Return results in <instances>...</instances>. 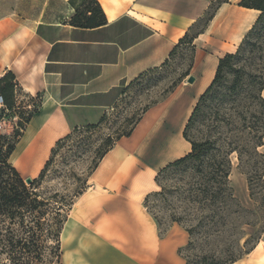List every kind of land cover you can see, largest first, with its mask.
Listing matches in <instances>:
<instances>
[{
  "label": "crops",
  "instance_id": "1",
  "mask_svg": "<svg viewBox=\"0 0 264 264\" xmlns=\"http://www.w3.org/2000/svg\"><path fill=\"white\" fill-rule=\"evenodd\" d=\"M69 1L0 0V78L12 72L17 82L7 116L18 128L19 113L30 115L9 157L25 179L39 176L59 140L98 124L133 82L161 68L213 0H98L108 22L95 28L70 24ZM239 1L217 8L194 39L188 76L92 170L64 223L60 264L187 263L179 250L188 232L173 223L162 233L145 199L158 172L190 152L184 130L197 101L260 14ZM233 264H264V240Z\"/></svg>",
  "mask_w": 264,
  "mask_h": 264
},
{
  "label": "trees",
  "instance_id": "2",
  "mask_svg": "<svg viewBox=\"0 0 264 264\" xmlns=\"http://www.w3.org/2000/svg\"><path fill=\"white\" fill-rule=\"evenodd\" d=\"M224 2L228 0H213L204 16L191 26L173 50L171 57L183 46H188L193 51L191 64L181 81L188 76L193 64L194 39L204 31L217 8ZM69 3L75 9L69 21L73 26L95 28L108 22L98 0H70ZM238 4L258 10L260 14L237 50L219 59L212 82L197 101L184 130L185 138L191 143L190 152L162 168L156 176V182L159 184V176L167 170L188 165V163H198V172L201 176L199 181L189 189L188 196L190 205L202 214L198 224L187 226L182 217L176 215L171 219V223L182 225L189 234V242L179 250L186 259V264L192 263L183 251L193 247L194 237L199 233L204 236L207 249H203L204 251L193 264H233L255 248L264 231V153L259 151V147L264 145V97L262 95L264 90V0H240ZM250 58L262 62V68H257L256 75L253 77L254 89L251 95L220 98L219 110H233L234 112L220 119L219 127L228 129L225 135L222 131L220 137L208 136L201 142L188 139L187 132L202 113L203 108L208 102L218 97V89L222 87L227 70L233 66L234 62L241 64L243 68ZM237 81L238 77L235 85ZM16 88L14 73L7 72L0 78V93L8 109V116L15 105ZM145 112L146 110L143 114ZM142 115L127 132L121 134L115 142L108 144L99 160L120 138L131 134ZM18 116L19 127L14 130L13 134L0 135V264H51V260H46L48 250H54L51 252L60 264L61 233L68 213L63 215L62 203L58 201L54 203L39 189L51 164L56 146L65 137L57 142L52 150L51 158L46 162L39 176L32 179L31 183H27L9 161L22 134L21 129L30 117L25 112H20ZM104 118L105 116L98 124L88 127L99 125ZM233 153L237 154L239 169L246 175L249 196L254 202V208L246 207L235 195L231 180V155ZM152 193L146 197L145 205L162 232L161 220L147 204ZM246 225L258 226L255 234L248 236ZM219 236L227 238L218 240ZM251 240H253L252 243ZM53 242L54 245H51L50 243Z\"/></svg>",
  "mask_w": 264,
  "mask_h": 264
},
{
  "label": "rangeland",
  "instance_id": "3",
  "mask_svg": "<svg viewBox=\"0 0 264 264\" xmlns=\"http://www.w3.org/2000/svg\"><path fill=\"white\" fill-rule=\"evenodd\" d=\"M192 57L193 51L188 46H183L163 67L135 81L123 93L116 105L109 109L99 125L79 128L56 146L39 190L54 203H57L56 201L62 203L63 215L69 212L76 199L87 188L89 176L108 144L115 142L121 134L127 132L145 110L169 96L181 82L182 76L191 64ZM261 63V60L250 58L241 68V64L234 62L225 74L222 87L218 89V97L208 102L189 128L188 139L201 142L208 136L220 137L222 131L225 135L228 129L219 127L220 119L223 116H229L233 110H219L220 98L235 95L249 97L254 89L253 77L256 75V69L262 68ZM237 77L238 81L235 85ZM262 95L264 97L263 91ZM16 128L15 124H8L10 134L7 135H12ZM259 151L264 153V146L259 147ZM231 161V180L235 195L246 207L254 208V202L249 196L246 175L238 167L236 153L231 155ZM198 169V163H188V165L171 168L159 176L158 187L148 198L147 204L161 220L163 233L173 224L171 219L174 215L182 217L187 226L198 224L202 214L188 201L189 189L199 181L201 176ZM257 228L258 226H245L248 236L255 234ZM218 238L221 240L227 237L219 236ZM194 239L193 247L183 251L192 264L204 251L203 249H207V243L201 233ZM262 239L264 240V231L261 233ZM50 244L54 245V242ZM51 251L54 252V250L47 251L46 260H51V264H59Z\"/></svg>",
  "mask_w": 264,
  "mask_h": 264
},
{
  "label": "built area",
  "instance_id": "4",
  "mask_svg": "<svg viewBox=\"0 0 264 264\" xmlns=\"http://www.w3.org/2000/svg\"><path fill=\"white\" fill-rule=\"evenodd\" d=\"M0 111H1V118H0V132L4 130L7 124L13 123L17 126V117L10 118L7 116L8 109L6 108L3 96L0 93ZM13 121V122H12Z\"/></svg>",
  "mask_w": 264,
  "mask_h": 264
},
{
  "label": "water",
  "instance_id": "5",
  "mask_svg": "<svg viewBox=\"0 0 264 264\" xmlns=\"http://www.w3.org/2000/svg\"><path fill=\"white\" fill-rule=\"evenodd\" d=\"M187 81L190 82V83L193 82L194 81V77H191V76L188 77ZM26 182L27 183H31L32 179L31 178H26Z\"/></svg>",
  "mask_w": 264,
  "mask_h": 264
},
{
  "label": "bare ground",
  "instance_id": "6",
  "mask_svg": "<svg viewBox=\"0 0 264 264\" xmlns=\"http://www.w3.org/2000/svg\"><path fill=\"white\" fill-rule=\"evenodd\" d=\"M260 251V250H259Z\"/></svg>",
  "mask_w": 264,
  "mask_h": 264
}]
</instances>
